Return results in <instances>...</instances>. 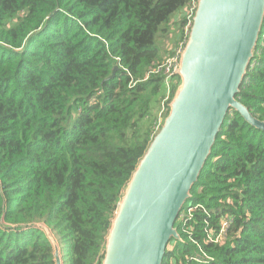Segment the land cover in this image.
<instances>
[{
    "label": "trees",
    "instance_id": "obj_1",
    "mask_svg": "<svg viewBox=\"0 0 264 264\" xmlns=\"http://www.w3.org/2000/svg\"><path fill=\"white\" fill-rule=\"evenodd\" d=\"M192 1L0 0V264H54L38 223L63 264H98ZM238 97L264 120V24ZM174 226L161 264H264V131L227 112Z\"/></svg>",
    "mask_w": 264,
    "mask_h": 264
},
{
    "label": "water",
    "instance_id": "obj_2",
    "mask_svg": "<svg viewBox=\"0 0 264 264\" xmlns=\"http://www.w3.org/2000/svg\"><path fill=\"white\" fill-rule=\"evenodd\" d=\"M264 24V0H197L162 124L126 181L98 264H161L229 110L264 131L238 94ZM117 67L110 75L113 76ZM54 264L58 242L44 223Z\"/></svg>",
    "mask_w": 264,
    "mask_h": 264
},
{
    "label": "built area",
    "instance_id": "obj_3",
    "mask_svg": "<svg viewBox=\"0 0 264 264\" xmlns=\"http://www.w3.org/2000/svg\"><path fill=\"white\" fill-rule=\"evenodd\" d=\"M196 2H197V0H193L192 3L190 4V6L185 11V12H187L186 14H190L188 17H186V18H188V22L185 26L186 35L188 34V31H189V28L191 25V17L193 15L194 10H195ZM184 42L181 41L179 46L172 53L166 55L162 64L157 66L158 69H163L164 74H165L164 83H165L166 91H165L164 101H167L169 96H170L171 86H172V83H174L175 78H176L174 72L178 66L179 55H180V52H181L182 47L184 45ZM156 71H157V69H156ZM228 225H229V219L226 218L221 222L220 228L217 232L208 233L206 240L208 242L213 241V240L217 241L219 238H221L222 236L225 235Z\"/></svg>",
    "mask_w": 264,
    "mask_h": 264
},
{
    "label": "rangeland",
    "instance_id": "obj_4",
    "mask_svg": "<svg viewBox=\"0 0 264 264\" xmlns=\"http://www.w3.org/2000/svg\"><path fill=\"white\" fill-rule=\"evenodd\" d=\"M182 15L188 17L190 14H186V13L184 14V9L182 8L181 10H179L173 14V16L171 18V21L173 22V24H175L179 19H181ZM180 43H181V41L177 44V46H175L173 49L170 50L169 54L172 53L179 46ZM165 111H166V109L164 107H162L160 110L159 116L163 117V113ZM60 244H62V243H60ZM171 247H172V244L169 243L168 248H171ZM61 249H62V251H64L65 248L63 247Z\"/></svg>",
    "mask_w": 264,
    "mask_h": 264
}]
</instances>
